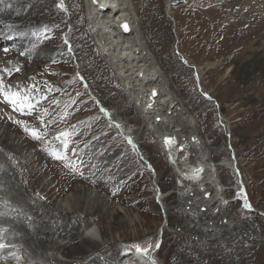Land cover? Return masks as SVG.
Instances as JSON below:
<instances>
[{"label": "rangeland", "instance_id": "obj_1", "mask_svg": "<svg viewBox=\"0 0 264 264\" xmlns=\"http://www.w3.org/2000/svg\"><path fill=\"white\" fill-rule=\"evenodd\" d=\"M133 1L139 15L138 23L146 37V45L180 102V108L172 107L155 114H147L145 110L142 112L138 108L95 43L82 0H46L49 7L44 11L45 16L36 18L38 24L48 20L46 41L41 45V50H49L50 60L42 62L41 67L36 60L35 71H30L29 74L23 70L21 76L27 75V79L20 87L26 91V98L37 108L41 106L42 99L38 102L36 97L43 93L49 96L40 110L47 111L51 108L49 99L55 98L58 104L54 108L58 111L62 108V122H58L59 116L56 114L46 118V122L56 121L58 126L50 128L43 139L33 143L32 155L40 152L41 163L46 161L51 164L43 176L53 179L55 189H52V193H55L51 195V199L54 205L79 190L77 201L82 204L84 201L89 211H92L91 216H86L81 211L71 214L72 218L78 220L74 226L62 225L64 235L56 237L58 244H66L71 250L75 247L70 237L75 226L79 238L84 236V230L90 225L99 227L104 223L110 226L109 221H115L116 209L127 224H123V228L130 230V233L120 236L118 230H110L111 234L103 232L99 238L90 234L92 240L104 243V239L111 237L120 249L123 248L125 256L132 257L137 254L145 262L175 264L171 261L170 243L167 240L164 242L165 227L169 225L167 211L171 207L163 201L167 194H175L181 209L188 216L194 215L195 219H200L197 220L198 224L208 225L213 220L212 217L216 220L227 218L228 223L235 221V224L227 226L229 232L236 231L235 235L239 236V227L244 224L243 227L250 230L246 238L255 240V221H264V127L256 123L259 119L252 115L257 97L254 87L260 82L242 81L234 77L235 62L242 60L246 55L245 49H250L255 44L254 33H249L248 37L237 43L231 41L227 47H223L221 31L220 36L208 34V29L214 31L221 27L220 21L214 20L216 13L196 11L198 14L202 13V18H206L208 28L198 27L194 22L196 16L191 13L199 0ZM61 3H64L63 7H58ZM242 5L244 6L243 3L240 6ZM260 5L264 7L262 3ZM216 7L222 11L219 4ZM226 12L230 18L234 16L230 8ZM166 14L170 19L166 18ZM165 19L170 21L168 35L164 30L166 26L163 27L162 23ZM216 22L218 26L214 25ZM206 34L212 37L213 44L206 41ZM240 50L243 52L237 54ZM24 130L12 131V134L23 138ZM172 130L196 132L199 149L193 152V158L188 156L189 148L183 145L184 136L181 137L182 144L178 146L179 155L184 159L178 163L179 159H174L169 154L164 140L161 139L168 137L166 133H171ZM62 133L66 135H61ZM49 140L55 143L58 154L61 151L62 159L53 157V154L49 155ZM21 154L25 155V151ZM202 155L206 156L209 166L219 168L218 176L224 182L220 192L226 191V194L218 204L210 208L213 216L200 218V211H207L206 205L201 204L197 208L192 203L193 199L201 194L204 200L211 199L217 191L205 189V184L201 182L200 188L204 190L198 195L190 190L193 182H184L187 187L179 184L183 181L180 175L184 177L185 172L190 171L195 163H200ZM61 160L62 171L66 170L70 175L68 178H71L68 181L70 184L65 186L61 184V176L66 175L57 170ZM53 161H56L54 167ZM220 164L227 166L220 167ZM97 178L102 181L100 185L95 183ZM14 179L19 183L23 194L36 199L34 194L24 188L27 183L22 184L20 176L15 174ZM112 180L116 182L110 183ZM238 182L244 187L241 193L235 192ZM187 188L189 190L186 192ZM36 189L31 187V190ZM246 203L250 207H246ZM110 204L113 208L107 207ZM220 204L223 206L221 210ZM32 211H26L27 218L30 217L26 221L33 222L35 217V222H41L44 217L40 218L41 214ZM251 215H254V220L250 218ZM243 216L245 219H241ZM50 226L55 227L51 224ZM222 226L223 224L219 228ZM209 227L205 231L212 233L213 226ZM3 234L11 235L12 231L2 232L0 237ZM256 237L259 239L256 244L261 246L250 250L246 258H242L243 254H240L234 261L221 262L223 259H217L215 263L211 260V264H261L264 259V244L261 243L264 241V232H256ZM237 240L239 237L232 239L231 243H236ZM18 242L25 245L23 240ZM46 244L51 242L46 241ZM137 245L141 248L151 245L148 254L137 252ZM41 247L39 248L43 250ZM26 250L30 253L38 251L35 245L26 246ZM52 251L56 252L63 264L77 259L54 248ZM85 260V264H97V261Z\"/></svg>", "mask_w": 264, "mask_h": 264}, {"label": "bare ground", "instance_id": "obj_2", "mask_svg": "<svg viewBox=\"0 0 264 264\" xmlns=\"http://www.w3.org/2000/svg\"><path fill=\"white\" fill-rule=\"evenodd\" d=\"M45 1L0 0V81L3 82L6 91L9 93H17L19 96L18 103L13 104L10 101H6L4 96L0 94V235L2 232L12 231L11 235L3 234L0 237V241L8 245V247L0 249V264H10L9 262H13L14 264H50V262L63 264L56 252L52 251L53 248L77 258L69 264H85V259L88 261H97V264H152L143 261L137 254L132 255V257L125 256L123 248L120 249V246H117L111 237L104 239V243L99 242V240L95 242V240L91 239L90 234L99 238L103 232L111 234V231L118 230L120 236L130 233V230L123 228V224H127L123 219V215L116 209H114L115 221L110 220V226H106L107 224L104 223L99 227L90 225L84 230V236L80 238L75 226L70 235L72 239L71 243L75 244V247H72L71 250L66 244L60 245L57 242L56 237L59 238L64 235V229L62 231L63 224L68 227L76 224L78 218H72L71 214L81 211L87 216L92 214V211H89L84 201H82L84 204L77 201V192L79 190H75V193L54 205L51 199V195L55 193H52V189L54 188L53 179H47L43 176L46 174L44 172L50 169L51 164L46 161L43 164L41 163L40 155L42 153L40 152H37L36 155L33 154L34 156L32 155L34 150H32L33 143L35 144L37 141L43 139L48 133L46 131L50 128L58 126L56 121L50 122L48 120L49 122H46V118L55 116L56 114V116H59L58 122H62V108L60 107L59 111L56 110V107L54 108L58 104L55 98L53 99L52 97L49 99L52 104L51 108L47 111H44L45 109L40 110L42 105L46 104V97L48 99L49 96L43 93L38 98L36 97V101L38 102L40 101L39 99H42L40 101L42 103L41 106L37 108L30 99L26 98L24 95L26 91L24 92L23 88L20 87V84H23L27 79V75L21 76L23 70H25L26 74H29L30 71L34 70L36 60L40 63L39 67L43 65L42 62L47 59L50 60L49 50H41V45L46 41L45 33L47 32L48 20L40 24L36 20V18L45 16L44 11H47L49 7ZM82 2L84 3L87 21L94 34L95 43L99 46L106 61L120 77V81L123 82V86L127 88L128 94L138 108L142 112L145 110L147 114L159 113L162 110L167 111V109L172 107L180 108V102L174 96L148 45H146L144 39L146 37H144L138 23L139 15L136 11L134 1L97 0L96 3H93V0H82ZM198 3V5L195 3V11L193 10L191 13L192 16H196V19H193L195 20L194 22L197 23L198 27L208 28L206 18H202V13L200 12L198 14L196 11L207 10L212 14L216 13L217 15L214 20H219L221 27L220 29H214V31L208 29V34L220 36L221 31L223 35V38H221L223 39V47H227L231 41L237 43L248 37L249 33H254L255 44L252 48L245 49L246 55L242 60L235 62L234 77L242 81L252 80L255 83L257 81L260 82V84H255L254 87V90H257V92L254 91L257 93L255 94L257 97L255 96L256 103H254L252 115L260 120L256 123L264 127V88L260 86H264V7L260 5L262 3L264 6V0H199ZM215 3L219 4L222 11L216 7L218 4L215 5ZM241 3L244 6L242 5L241 7ZM229 8L234 14L232 18L226 12ZM121 18L130 22L132 29L129 33H124L121 27L118 26V20ZM166 18L170 19L167 14ZM164 21L167 22L166 25L165 22L162 23L163 27L166 26L164 30L168 35L170 21L166 19ZM215 24L217 25L218 23L216 22ZM163 27L160 26L161 29ZM208 34L205 35L206 41L208 40V42L214 43L211 39L212 37L207 36ZM241 52L243 51L240 50L237 54ZM222 62L220 61L221 64ZM234 89L236 90L235 85ZM154 90L157 91L155 96H153ZM21 104L23 107L20 106ZM26 127L29 130H36L41 138H34L31 135V131L26 130H24L23 138H19L18 134H12V131L18 132L19 129L22 130ZM189 127L191 126L189 125ZM172 132L166 133L169 136L161 139V141L164 140L163 143L169 154L173 155L174 159H179L178 163L184 159L179 155L180 151H178V146L182 144L181 137L184 136L183 140L185 142L183 145L189 148L190 154L188 156L193 158V152L199 149L196 132L192 130H172ZM166 138H170L171 143H166ZM49 141L51 143V152L49 151V155L51 156L53 152L59 153L55 143L51 142V140ZM23 151H25V155L21 154ZM43 151L45 150L43 149ZM59 155L61 156V151ZM43 156L46 158L45 160L50 162V159L46 155ZM207 161L206 156L201 157L200 163H195L194 167L189 169L190 171L185 172L184 177L180 175L183 181L179 185H185L184 182L186 181L193 182L190 190L194 194L199 195L203 192L204 189L200 188L202 187V183L205 184V189L211 192L217 191L211 199L204 200L201 196L202 194L193 199L192 203L197 208L201 204L206 205L207 211H200L201 215L198 216L200 218L206 215L213 216L210 213V208L214 204H218L223 195L225 196L226 194V191L220 192L221 185L224 182L218 176L219 168L217 166H209ZM55 162H52V167H54ZM62 164L61 160L57 170L61 171L62 175H66V177L61 176V184L63 183L65 186L70 184L68 181L71 178H68L70 175L66 170L64 172L62 171ZM199 165L202 167L198 168ZM221 165L227 166L220 164V167ZM15 174L20 176L22 184L24 183L25 185L27 183L24 188L29 193L34 194L36 199L29 198L22 193L19 183L14 179ZM199 174H202L201 177H194ZM119 178L120 176H118ZM100 180V178L95 179V183H99L100 185L102 182ZM115 182L116 180H112L110 183L114 184ZM31 187L37 189L31 190ZM243 188L242 183L238 182L235 192L241 193ZM188 190L187 188L186 192ZM175 197V194H167L163 198L165 203L171 205L169 211H167L169 225L165 227L166 236H164V242L167 240L170 243L171 261L175 262V264H201L203 262L205 264H211V260L215 263L217 259H223L221 262L227 260L234 261L238 255L243 254L242 258H246L250 250L253 251L255 248L261 246L259 243L256 244L259 241L256 237V232H264V221H255L254 236L256 239L251 240V238H246L250 230L243 227L244 224L239 227V236L238 234L235 235L236 231L229 232L228 230L230 229L227 226L235 224V221L228 223L227 218L216 220L212 217L213 220H210V224H198L197 220L200 219H195L193 217L194 215L191 217L188 216L181 209L182 207L177 203ZM112 206V204L107 205L110 208H113ZM219 206L220 210L223 209L221 204ZM155 208L157 209V207ZM28 209L33 210L35 214H41L39 217H44L42 220L40 219L41 222H35V217L33 218V222H30L31 220L26 221V211ZM180 215H183V217ZM253 217L254 215L250 216L252 220H254ZM28 218L30 219V217ZM241 219H245V216L241 217ZM241 219L240 221H242ZM15 222L19 224H15ZM50 224L55 227H51ZM221 224L223 226L220 227L222 229L220 231L218 229H220L219 226ZM171 226L175 228H171ZM209 226H213L212 233L205 231ZM196 233L199 234L196 235ZM220 235L223 236L219 237ZM237 237H239V240L236 243H231V240ZM19 240H23L25 245L18 242ZM46 241H50L51 244H46ZM124 241L127 242V240ZM261 243L264 244V241ZM27 244L33 247L35 245L38 251H33V253L28 252L29 250H26ZM39 247L43 248V250ZM260 263H264V259Z\"/></svg>", "mask_w": 264, "mask_h": 264}, {"label": "snow or ice", "instance_id": "obj_3", "mask_svg": "<svg viewBox=\"0 0 264 264\" xmlns=\"http://www.w3.org/2000/svg\"><path fill=\"white\" fill-rule=\"evenodd\" d=\"M96 2H97V0H93V3H96ZM58 7H63V4L61 3L60 5H58ZM121 27H123L125 31H128V25H127V23H123V24L121 25ZM17 71H18V70H17ZM0 94H2V95L4 96V98H5L6 101H10V102L13 103V104L18 103V101H19V96H18V94H17V93H9L8 91H6L5 86L3 85V82H2V81H0ZM155 95H156V93L153 92V96H155ZM20 106L23 107L22 104H21ZM25 130H26V131H31V135H32L34 138H36V139H40V138H41V137H40V134H39L36 130H34V129L29 130L27 127L25 128ZM61 135H66V134H63V133H62ZM165 142H166V143H171V139H170V138H166V141H165ZM66 146H67V145H65V147H66ZM52 154H53L57 159H62V157H61L58 153L53 152ZM245 206H246V207H250V205H248L247 203L245 204ZM6 247H8V245L5 244L4 242L0 241V249H2V248H6ZM135 247H136V251H137V252H141V253L147 255L148 252H149V249H150L151 245H149L148 247H145V248H141L139 245H137V246H135ZM149 259H151V258L149 257ZM152 264H155V262L153 261Z\"/></svg>", "mask_w": 264, "mask_h": 264}, {"label": "water", "instance_id": "obj_4", "mask_svg": "<svg viewBox=\"0 0 264 264\" xmlns=\"http://www.w3.org/2000/svg\"><path fill=\"white\" fill-rule=\"evenodd\" d=\"M123 23H127V25H128V31H125L124 28L121 27V25ZM118 26L121 27V29L123 30L124 33H129L131 31V29H132L130 22L128 20L124 19V18H121V19L118 20ZM153 92H155L157 94V91L156 90H154Z\"/></svg>", "mask_w": 264, "mask_h": 264}]
</instances>
